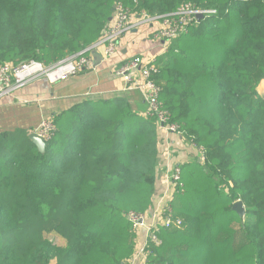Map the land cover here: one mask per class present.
<instances>
[{"label":"trees","instance_id":"16d2710c","mask_svg":"<svg viewBox=\"0 0 264 264\" xmlns=\"http://www.w3.org/2000/svg\"><path fill=\"white\" fill-rule=\"evenodd\" d=\"M117 2L151 15L216 10L155 60L162 106L202 160L179 165L171 222L149 259L264 264V0H0V63L51 65L85 50ZM102 98L55 115L44 151L25 128L0 131V264L128 263L126 214L153 204L160 128L126 98Z\"/></svg>","mask_w":264,"mask_h":264},{"label":"built area","instance_id":"2783aa9c","mask_svg":"<svg viewBox=\"0 0 264 264\" xmlns=\"http://www.w3.org/2000/svg\"><path fill=\"white\" fill-rule=\"evenodd\" d=\"M215 9H201L190 3L181 5L175 12L163 15H151L145 10L135 11L122 2L115 4L112 20L109 21L103 36L85 50L68 56L51 65L36 60L20 62L17 65L0 63V101L15 97L16 93L39 78L51 83L59 82L69 75L82 70H96L100 62L110 60L117 52L118 42L128 32L149 25L153 28V37L166 45L181 35L190 32L191 26H197L202 19L215 14ZM202 15V19L199 18ZM99 59V62H98ZM116 74L125 80L124 92H137L147 104V117H155L160 129L168 133L185 137L176 123L170 122V112L163 108L159 99L161 85L156 76L159 68L155 60L136 55L126 58L115 68ZM55 131L52 118H43L34 132L49 140ZM191 145L195 146L193 141ZM182 170L179 165L170 169L165 176L173 193L180 183ZM136 233V244L127 264H160L149 259L152 248L161 244L158 230L171 222V200L153 202L145 213L130 211L126 214Z\"/></svg>","mask_w":264,"mask_h":264},{"label":"crops","instance_id":"0c3cea01","mask_svg":"<svg viewBox=\"0 0 264 264\" xmlns=\"http://www.w3.org/2000/svg\"><path fill=\"white\" fill-rule=\"evenodd\" d=\"M153 28L149 25L128 32L118 42L116 54L108 61L100 62L96 70H82L67 78L51 83L46 78L31 82L16 93L0 101V131L25 128L33 132L43 118L70 109L84 98L108 100L121 96L131 106L146 116L147 104L137 92H124L125 80L116 74L117 65L132 56L156 60L166 52L167 45L153 37ZM99 62V59H98ZM264 96V79L258 87ZM159 156L156 170V193L154 201H171L174 193L165 179L166 173L177 165L202 160L201 152L183 137L158 129Z\"/></svg>","mask_w":264,"mask_h":264},{"label":"water","instance_id":"95a60500","mask_svg":"<svg viewBox=\"0 0 264 264\" xmlns=\"http://www.w3.org/2000/svg\"><path fill=\"white\" fill-rule=\"evenodd\" d=\"M115 8V6H114ZM202 15H199V18L202 19ZM112 20V17H110L109 21ZM30 138L35 142V144L38 146V148L41 150V151H44L45 150V147L47 145V142L44 138H42L41 136H39L36 132H31L30 133ZM233 209L235 211H237V213L243 217L245 215V206H244V203L242 200H238L237 202L234 203L233 205Z\"/></svg>","mask_w":264,"mask_h":264},{"label":"rangeland","instance_id":"374dc122","mask_svg":"<svg viewBox=\"0 0 264 264\" xmlns=\"http://www.w3.org/2000/svg\"><path fill=\"white\" fill-rule=\"evenodd\" d=\"M162 56H164V55H162ZM177 191V190H176ZM175 191V192H176ZM174 192V193H175ZM48 237H49V239L53 242V243H55L56 245H58V246H63L64 244H65V241L60 237V236H58V235H56V234H51V235H48Z\"/></svg>","mask_w":264,"mask_h":264}]
</instances>
